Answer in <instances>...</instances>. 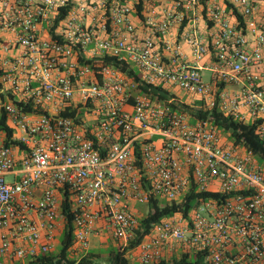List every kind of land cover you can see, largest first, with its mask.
I'll return each mask as SVG.
<instances>
[{"label":"built area","instance_id":"1","mask_svg":"<svg viewBox=\"0 0 264 264\" xmlns=\"http://www.w3.org/2000/svg\"><path fill=\"white\" fill-rule=\"evenodd\" d=\"M81 55L131 63L146 86L201 103L134 94L119 70ZM263 81L264 0H0V264L52 252L65 199L80 260L100 220L122 250L152 212L136 205L191 193L210 196L154 223L133 249L139 264H264V157L189 110L217 108L264 141Z\"/></svg>","mask_w":264,"mask_h":264},{"label":"trees","instance_id":"2","mask_svg":"<svg viewBox=\"0 0 264 264\" xmlns=\"http://www.w3.org/2000/svg\"><path fill=\"white\" fill-rule=\"evenodd\" d=\"M81 62L85 64L93 65L95 68L96 62L86 61L85 58L80 56ZM104 65H110L119 69L124 74L133 78L134 81L139 84V89L144 93L149 94L153 98H158L159 100H166L171 98H176L174 94L160 88L146 86L139 79L138 73L130 67L128 63H121L118 59L113 57H105L101 60ZM194 119L198 120H210L213 124L222 132L231 135L232 140L237 142L245 143L251 150L257 154H262L264 157V141H262L256 133V125L245 124L240 121L234 120L233 118L225 116L217 108L210 111H205L203 109H189ZM70 115V114H69ZM9 137L12 136V131H9ZM209 194L196 195L191 193L185 200L180 204L165 205L160 206V201L158 199L151 200V207L153 211L141 219V226L139 230L136 231L135 239L130 243V245L124 249H115L111 252L110 257L107 260L108 264H134L129 261L126 257L128 252L135 249L143 240V238L150 232V229L154 223L161 221L164 218L172 216L177 212H182L184 215L188 213L195 207L197 201L200 198L209 197ZM63 214L66 218V227L61 238L60 250L58 252H50L45 255H40L35 259L28 260L26 264H102L98 261V256L94 254H88L82 257L80 260L72 258L70 253V248L74 242L73 235V214L70 211V205L65 199ZM14 264H23L21 262H16ZM159 264H203L200 257L193 258L190 255H182L181 258H173L171 260H162Z\"/></svg>","mask_w":264,"mask_h":264},{"label":"crops","instance_id":"3","mask_svg":"<svg viewBox=\"0 0 264 264\" xmlns=\"http://www.w3.org/2000/svg\"><path fill=\"white\" fill-rule=\"evenodd\" d=\"M82 1H85V0H75V2L76 3H79V2H82ZM130 4L132 5L133 4V2L132 1H130ZM133 22H134V24L137 26V29H138V33H139V35L141 36V37H143L144 35H146V29H145V26L143 25V22H142V20L138 17V15H137V13H136V9H135V12H133ZM44 38H48V36H45ZM184 52H185V55L187 56V58H188V60L189 61H193V58H192V54H191V47L188 45V44H185L184 43ZM86 58H87V60H88V55L86 56ZM98 59V58H97ZM204 62V64H202V62L200 63L202 66H204V67H212V66H214L215 65V61L213 60V58L211 57V56H207V57H205V59L203 60ZM92 62H96V64H100L101 63V60H93ZM129 65H130V67L132 68V69H134L137 73H138V75H139V79L141 80V82L144 84V82L142 81V76H141V74H140V72L138 71V69L133 65V64H131V63H129ZM107 66H110V65H107ZM110 67H112V66H110ZM113 68V67H112ZM114 69H115V67H114ZM117 69V68H116ZM117 70H119V69H117ZM204 71H207V72H210L211 74H212V76H213V73L211 72V71H208V70H204ZM203 71V72H204ZM119 72L121 73V75H122V77L126 80V81H130V82H133V83H135L136 85H138V89H134L133 90V93L134 94H138L139 92H141V90L139 89V84H137L135 81H134V79L133 78H131V77H129L128 75H126V74H124L123 72H121L120 70H119ZM212 76H211V79H210V82H211V80H212ZM261 84L264 86V81L263 82H261ZM175 88H178V87H175V86H169V87H166L165 88V90L166 91H168V92H170L171 94H174L175 95V99L176 100H178L180 103H183V104H192V105H195V106H198L200 103H201V100H200V97H197L196 96V100H191V99H189L188 101H181V99L174 93V89ZM181 90V89H180ZM199 107V106H198ZM130 109V108H129ZM86 120H90V118L89 117H87L86 118ZM88 124H91V123H88ZM226 135H228L229 136V134H227L226 133ZM226 137V136H225ZM22 154H23V151L22 150H19L18 151V153H17V157L19 158H21L22 157ZM8 178H10V180H9V182H14V180L16 179V177L14 176V175H9V176H7V179ZM8 181V180H7ZM36 193H37V197L38 196H41V193H42V191L41 190H37L36 191ZM148 206H149V209L151 210V211H153V209H152V207H151V203L150 204H147ZM137 206V205H136ZM136 206H135V208H136ZM136 210H138L137 208H136ZM140 211V210H139ZM140 213H142L141 211H140ZM144 215V213H142V216ZM66 225V223L64 224V223H62L61 224V226L59 227V229L56 231V233H55V237H54V240H53V244H54V249L52 250V252H55L56 251V249H57V247L58 246H60L61 245V238H62V235H63V233H64V230H65V226ZM106 231V234L108 235L107 237H110V238H112L113 239V244H114V246H115V248L116 249H119V246H118V243H117V241L115 240V238H114V236H113V232H112V230L110 229V228H107V226H106V224H105V222L103 221V220H100L98 223H97V226H96V232L94 233V235L95 236H97L98 238L99 237H101V238H99L100 240H99V243H100V245H104L105 243H106V239H104V238H102V234L104 233ZM115 250V249H114ZM56 252H58V251H56ZM88 253L89 254H94L95 256H98V261H100V263H102V264H108L107 263V260H102V256L101 255H99V254H95L94 252H92V251H90V250H88ZM132 253H136L135 254V256L133 257L131 254ZM138 254H139V251L138 250H132V251H130V252H128V254H127V258L129 259V261L130 262H132V263H134V264H139V260H138ZM110 255H111V253L109 254V257H110ZM174 255H176V254H174ZM169 256H171V255H169ZM168 256V257H169ZM79 257H80V253H76V254H74L73 253V258L74 259H77V260H79ZM108 257V258H109ZM173 258H178V257H176V256H172V257H170V258H168L167 260H171V259H173ZM9 262H12V260H9V259H7L6 261H5V263H9Z\"/></svg>","mask_w":264,"mask_h":264},{"label":"rangeland","instance_id":"4","mask_svg":"<svg viewBox=\"0 0 264 264\" xmlns=\"http://www.w3.org/2000/svg\"><path fill=\"white\" fill-rule=\"evenodd\" d=\"M204 61H202V64ZM212 74L210 72L204 71L203 72V78L206 82H210ZM174 93L181 99V101H188L189 99L191 100H196V96H192L182 90H180L179 88H175L174 89ZM221 134H223L224 136H226V138H229L228 135H226V133L224 132H220ZM8 181L10 180V178L7 179ZM136 208L138 210H140L142 213H147L149 210V206L147 204H138L136 206ZM108 235L106 234V231L102 234V238L106 239V243L104 245H100L99 243V238L101 237H97L94 234L89 236V249L90 251L94 252L95 254H99L102 256V260H107L109 257V254L116 249L114 244H113V239L110 237H107ZM60 246L57 247L56 251L60 250ZM136 253H132L131 255L134 257Z\"/></svg>","mask_w":264,"mask_h":264}]
</instances>
